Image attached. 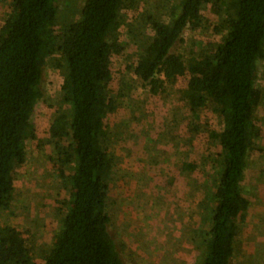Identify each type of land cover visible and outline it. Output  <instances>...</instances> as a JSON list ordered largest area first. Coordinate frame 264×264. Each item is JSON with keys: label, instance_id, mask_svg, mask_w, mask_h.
<instances>
[{"label": "trees", "instance_id": "1", "mask_svg": "<svg viewBox=\"0 0 264 264\" xmlns=\"http://www.w3.org/2000/svg\"><path fill=\"white\" fill-rule=\"evenodd\" d=\"M138 1L0 0L8 12L0 24V214L14 199L13 171L26 161V142L37 138L32 115L45 99L44 69L53 60L62 74L47 142L69 197L52 246L40 254L43 264H126L109 230L111 188L119 178L113 176L117 158L106 118L118 108L110 89L112 62L126 50L118 33L121 9ZM208 5L224 35L184 58L172 49L189 24L202 22ZM167 9L141 13L151 40L138 45L128 68L152 95L189 75L181 97L193 115L191 132L199 129L202 108L220 117L221 128L210 136L221 147V170L208 187L211 215L196 264H231L239 221L250 206L242 183L262 133L257 76L264 60V0H174ZM29 232L0 224V264H37Z\"/></svg>", "mask_w": 264, "mask_h": 264}, {"label": "rangeland", "instance_id": "2", "mask_svg": "<svg viewBox=\"0 0 264 264\" xmlns=\"http://www.w3.org/2000/svg\"><path fill=\"white\" fill-rule=\"evenodd\" d=\"M173 1L139 0L137 7L121 9L124 25L118 33L126 50L112 62L110 89L118 95V108L106 118V128L117 158L113 176L119 178L111 188L109 230L126 264H196L199 236L211 215L208 187L221 170V147L210 136L221 128L220 117L211 108H202L196 120L199 129H189L193 115L181 97L189 75L181 76L165 93L152 95L128 68L138 57V45L142 48L151 40L141 13L155 8L165 12ZM7 14V5L0 3V24ZM203 15L202 22L185 28L174 52L186 58L221 40L218 16L209 5ZM61 82V71L49 61L43 78L45 99L32 115L37 138L26 142V161L13 171L14 199L0 214L2 227L30 231L26 236L37 264L44 263L40 254L52 246L69 197L47 142ZM257 85L264 100V60L258 62ZM259 116L261 137L250 153L242 183L250 206L239 221L231 264H264V104ZM187 162L196 165L194 171L186 169Z\"/></svg>", "mask_w": 264, "mask_h": 264}]
</instances>
